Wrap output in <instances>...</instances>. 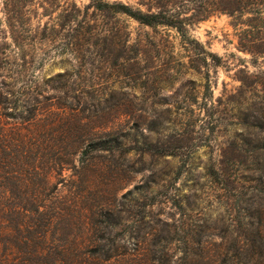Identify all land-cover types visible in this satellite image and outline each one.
I'll return each instance as SVG.
<instances>
[{
  "label": "rangeland",
  "instance_id": "1",
  "mask_svg": "<svg viewBox=\"0 0 264 264\" xmlns=\"http://www.w3.org/2000/svg\"><path fill=\"white\" fill-rule=\"evenodd\" d=\"M104 1L156 11L155 0ZM91 2L0 0L7 43L18 38L32 60L17 83L20 102L42 91L36 125L48 127L49 145L62 150L65 132L90 117L112 147L45 155L63 162L50 172L44 207L24 217L0 204V261L264 264V189L249 180L251 153L231 147L264 123V0H178L184 36L101 16ZM61 93L75 110L56 105ZM233 158L240 174L225 192L208 170L230 169ZM239 195L250 226L230 206ZM108 237L121 256L102 262Z\"/></svg>",
  "mask_w": 264,
  "mask_h": 264
},
{
  "label": "trees",
  "instance_id": "2",
  "mask_svg": "<svg viewBox=\"0 0 264 264\" xmlns=\"http://www.w3.org/2000/svg\"><path fill=\"white\" fill-rule=\"evenodd\" d=\"M155 1V12L133 10L127 5L109 3L104 0H92L90 7L101 16L111 18L124 16L141 26L174 29L179 35L184 36L187 20L182 17L183 11L178 5V0ZM6 38L7 35L0 29V204L4 202L10 212L16 206L14 211L21 212L22 210V215L26 217L27 213L36 214L39 209L44 207L50 172L55 171L63 162L58 159V161L54 160L53 163H47L43 160L47 153H63L71 160L79 152L82 156L88 157L93 152L110 151L112 147L108 146V142L97 137V134L93 132L90 117L76 120V124L72 128L75 130L65 132L66 139L70 140V143H67L62 150L54 149L49 145L51 141L47 138L49 135L48 127L36 125L39 121L36 103H40L39 96L42 95V91H38L32 97L26 93L24 100L20 102V88H17V83L21 81V78L26 77L28 67L32 64L31 57L24 50L23 43H19L18 38L11 37V43H7ZM62 77L61 75L57 76V83L61 82ZM52 88L62 92L63 86L59 84ZM67 98V94L61 93L57 96L56 105L60 106L59 108L75 110L72 101L69 103ZM42 99L49 101V103L52 102L51 98L45 96ZM71 99L75 100L76 97H71ZM81 113L82 110H80ZM6 119L12 120L16 125L6 127L8 125L5 122ZM256 120L258 123L255 127L258 131L253 133L256 137L244 141L240 146L232 143L231 147L251 153L249 180L255 184V189H264V140L258 139L259 132L264 128V123L259 119ZM241 163L239 159L233 158L230 159V169L229 167L220 168L218 165H211L208 175L221 190L227 192L234 178L238 173L240 174L238 169L234 171L233 168L238 167ZM35 181L38 182L37 187L34 186ZM14 200H18L17 205H14ZM230 206L233 210L236 208L242 211L241 220L246 219L248 225H251L253 212L249 200L239 195L234 199V203H230ZM112 221L115 219L113 218ZM107 232L108 234L111 233L109 230ZM105 240L112 244L109 245L110 248L108 249L103 248L100 257L97 258L102 262H107L114 257L121 256V253H117V250L113 248L114 241L110 240L109 237ZM243 247H245L244 242ZM0 264L3 263L0 261Z\"/></svg>",
  "mask_w": 264,
  "mask_h": 264
}]
</instances>
